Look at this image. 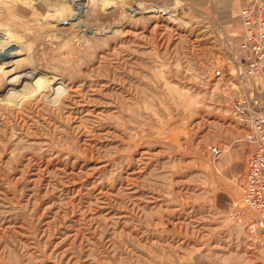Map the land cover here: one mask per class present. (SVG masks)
I'll return each mask as SVG.
<instances>
[{"label":"rangeland","instance_id":"rangeland-1","mask_svg":"<svg viewBox=\"0 0 264 264\" xmlns=\"http://www.w3.org/2000/svg\"><path fill=\"white\" fill-rule=\"evenodd\" d=\"M249 1L0 0V264H264L231 215Z\"/></svg>","mask_w":264,"mask_h":264},{"label":"built area","instance_id":"built-area-1","mask_svg":"<svg viewBox=\"0 0 264 264\" xmlns=\"http://www.w3.org/2000/svg\"><path fill=\"white\" fill-rule=\"evenodd\" d=\"M238 15L241 22L239 41L240 66L243 76H264V0L244 3ZM244 100L236 101L238 120L246 126L243 141L249 147L245 161L242 195L231 203V215L238 221L248 217L247 231L257 239L264 263V114L247 110ZM214 160L221 148L206 146Z\"/></svg>","mask_w":264,"mask_h":264},{"label":"bare ground","instance_id":"bare-ground-1","mask_svg":"<svg viewBox=\"0 0 264 264\" xmlns=\"http://www.w3.org/2000/svg\"><path fill=\"white\" fill-rule=\"evenodd\" d=\"M72 7V6H71ZM73 7L74 8H76V9H79V8H81V3H79V2H76V0H75V2L73 3ZM13 53H15V52H13ZM15 76H13V78H14ZM12 77H11V79H10V83H15V81H16V79L14 78L13 79ZM41 81V80H40ZM40 81L38 80V83L39 84H41L40 83ZM53 81V80H52ZM18 82V81H17ZM7 83V82H6ZM37 83V84H38ZM38 84V85H39ZM54 91V90H53ZM55 92V91H54ZM60 92H62V87H60V86H58L57 88H56V94H59ZM53 93V92H52ZM54 95H55V93H54ZM58 96V95H57Z\"/></svg>","mask_w":264,"mask_h":264},{"label":"water","instance_id":"water-1","mask_svg":"<svg viewBox=\"0 0 264 264\" xmlns=\"http://www.w3.org/2000/svg\"><path fill=\"white\" fill-rule=\"evenodd\" d=\"M6 52V51H5ZM0 56H5V53L3 54L2 52H0Z\"/></svg>","mask_w":264,"mask_h":264}]
</instances>
